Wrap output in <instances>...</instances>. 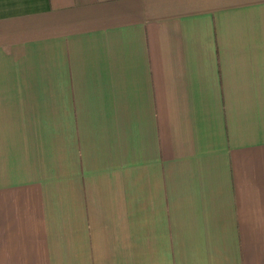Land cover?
<instances>
[{
  "label": "crops",
  "instance_id": "crops-1",
  "mask_svg": "<svg viewBox=\"0 0 264 264\" xmlns=\"http://www.w3.org/2000/svg\"><path fill=\"white\" fill-rule=\"evenodd\" d=\"M0 264H264V0H0Z\"/></svg>",
  "mask_w": 264,
  "mask_h": 264
}]
</instances>
